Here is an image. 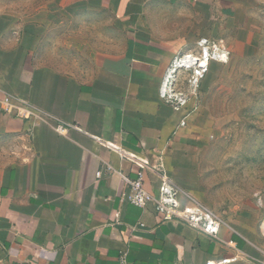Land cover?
<instances>
[{"label":"crops","instance_id":"1","mask_svg":"<svg viewBox=\"0 0 264 264\" xmlns=\"http://www.w3.org/2000/svg\"><path fill=\"white\" fill-rule=\"evenodd\" d=\"M16 1L0 0V101L26 98L41 118L0 105V264H264L223 221L212 238L127 199L143 173L149 193L167 178L195 207L177 179L193 114L162 96L179 41L156 20L218 0H49L32 14ZM55 121L75 128L59 135Z\"/></svg>","mask_w":264,"mask_h":264},{"label":"rangeland","instance_id":"2","mask_svg":"<svg viewBox=\"0 0 264 264\" xmlns=\"http://www.w3.org/2000/svg\"><path fill=\"white\" fill-rule=\"evenodd\" d=\"M50 1H16L10 10L32 14ZM160 14L156 23L164 21L179 41L176 64L193 56L205 65L170 70L167 77L177 96L172 101H185L194 121L195 144L181 154L177 179L248 239L251 259L264 260V0L167 5Z\"/></svg>","mask_w":264,"mask_h":264},{"label":"built area","instance_id":"3","mask_svg":"<svg viewBox=\"0 0 264 264\" xmlns=\"http://www.w3.org/2000/svg\"><path fill=\"white\" fill-rule=\"evenodd\" d=\"M168 82L169 80L166 78L162 88V96L165 99L172 101L177 96L173 94L174 88L172 87V84L171 89L169 88ZM185 103V101L179 99L177 106L184 107ZM0 105L4 115L23 120L28 124L41 118L39 110L32 104V102L16 94H6L3 96ZM74 128V125L66 122H54V130L59 135H66ZM106 170L108 173L112 171L111 168H107ZM103 174L104 172L98 171L97 177L101 178ZM139 175L140 176L137 180H128L129 194L127 199L129 202L142 208H146L148 204L154 203L157 213L161 216L164 222H169L174 219L181 220L199 230L201 233L211 236L212 238H217L220 226L222 225V220L218 216L206 210L190 197H188V199L195 205V207L193 209H183L179 198L181 190L167 178L165 179L158 195L149 193L144 186V174L140 173ZM227 262H229V260H224V263ZM121 264H127L125 257L121 260Z\"/></svg>","mask_w":264,"mask_h":264},{"label":"bare ground","instance_id":"4","mask_svg":"<svg viewBox=\"0 0 264 264\" xmlns=\"http://www.w3.org/2000/svg\"><path fill=\"white\" fill-rule=\"evenodd\" d=\"M199 61H195L193 56H184L181 59L177 60L178 64L175 63V65L172 66L171 72L173 74H175L176 71L178 70V68H183V67H188V66L197 67V68L201 69V68H203L205 66L204 65V59L202 61H200V62ZM168 77H169V75H168Z\"/></svg>","mask_w":264,"mask_h":264}]
</instances>
